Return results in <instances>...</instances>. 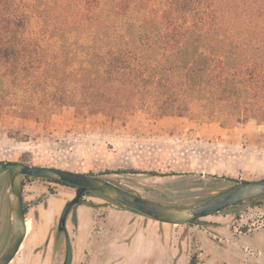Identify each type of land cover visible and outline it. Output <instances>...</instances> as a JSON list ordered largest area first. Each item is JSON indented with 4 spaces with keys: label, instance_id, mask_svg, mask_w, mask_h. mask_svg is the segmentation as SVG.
<instances>
[{
    "label": "trees",
    "instance_id": "1",
    "mask_svg": "<svg viewBox=\"0 0 264 264\" xmlns=\"http://www.w3.org/2000/svg\"><path fill=\"white\" fill-rule=\"evenodd\" d=\"M66 107L264 127V0H0V120Z\"/></svg>",
    "mask_w": 264,
    "mask_h": 264
},
{
    "label": "rangeland",
    "instance_id": "2",
    "mask_svg": "<svg viewBox=\"0 0 264 264\" xmlns=\"http://www.w3.org/2000/svg\"><path fill=\"white\" fill-rule=\"evenodd\" d=\"M0 162L91 174L159 204L194 207L240 182L264 179V127L249 120L225 129L187 118L154 120L143 112L125 121L77 119L66 107L46 123L4 116ZM24 194L29 235L13 264H61L65 240L57 227L75 189L28 179ZM82 210L93 221L83 230ZM124 212L97 197L83 198L68 223L73 264H264V197L202 225L167 231L149 228V220L140 231ZM1 230L0 251L9 235L8 226Z\"/></svg>",
    "mask_w": 264,
    "mask_h": 264
},
{
    "label": "water",
    "instance_id": "3",
    "mask_svg": "<svg viewBox=\"0 0 264 264\" xmlns=\"http://www.w3.org/2000/svg\"><path fill=\"white\" fill-rule=\"evenodd\" d=\"M11 169L7 189L11 208L12 237L7 249L0 256V264H10L19 252L27 235V225L23 204V180L25 177L60 181L78 188L76 197L64 210L60 230L66 229V222L72 207L79 203L86 192L94 193L116 203L132 208L152 219L171 225H188L216 215L221 211L264 195V179L260 181H243L230 193L197 207L168 206L137 197L126 190L99 177L76 173L64 169L41 167L29 164H6ZM70 250V248H69ZM71 252L68 262L71 264Z\"/></svg>",
    "mask_w": 264,
    "mask_h": 264
},
{
    "label": "flooded vegetation",
    "instance_id": "4",
    "mask_svg": "<svg viewBox=\"0 0 264 264\" xmlns=\"http://www.w3.org/2000/svg\"><path fill=\"white\" fill-rule=\"evenodd\" d=\"M11 164V162H6V163H1L0 162V181H2L1 183H0V233H1V229H5V227H7L8 226V232H9V235H8V242L6 243V245L1 249V251H0V256L4 253V251L7 249V247H8V245H9V243H10V240H11V237H12V231H13V226H12V220H11V208H10V203H9V197H8V193H7V189H8V185H9V180H10V177H11V169L8 167V168H6L5 169V165L6 164ZM12 164H15V163H12ZM20 164H26V163H20ZM30 165V164H29ZM86 175H90V176H95V175H91V174H86ZM95 177H99V176H95ZM99 178H101V177H99ZM28 179H35V180H42V181H45V182H48V183H50V184H54V185H57V186H63V187H70V188H73V189H75V196H74V198L76 197V193H77V190H78V188L76 187V186H73V185H70V184H66V183H63V182H60V181H55V180H50V179H41V178H32V177H25L24 178V180H23V204H24V214H25V221H26V225H27V235H26V238H25V240H24V242H23V244H22V246H21V248H20V250H19V252L17 253V255H16V257L11 261V263L10 264H13L16 260H17V258L19 257V255H20V252H21V250H22V248H23V245L25 244V242H26V240H27V237H28V235H29V227H28V219H27V208H26V201H25V186H26V181L28 180ZM101 179H103V180H106V179H104V178H101ZM106 181H108V182H110V183H112L111 181H109V180H106ZM241 183V182H240ZM240 183H238L234 188H232L229 192H227L226 194H228V193H230L231 191H233ZM112 184H114V185H116V186H118V187H120V188H122V189H124V190H126L127 192H129V193H131V194H133V195H135V196H137V197H140V198H143V199H146V200H148V201H152L151 200V198H148V197H144V196H142V195H139V194H136V193H134V192H132L131 190H129V189H127V188H125V187H122V186H120V185H117V184H115V183H112ZM226 194H224V195H226ZM224 195H222V196H224ZM86 196H93V197H97V198H99V199H102V200H104V201H106L107 203H111V204H113V205H116V206H119V207H121L122 208V210L123 209H125V212H129L130 214H132L133 216H137V218H141L143 221L141 222L140 221V223L138 222V223H136V221H134L135 223H136V229H138L139 228V230L141 229V224H146V223H148V221L147 220H149V221H151L153 224H147L148 226H149V228L151 227H153L154 228V230L155 229H157V230H159V231H167V230H170V227L171 226H179V225H171V224H166V223H160V222H158V221H156V220H154V219H152L151 217H149V216H147V215H144V214H142V213H140V212H138V211H135V210H133L132 208H129V207H127V206H124V205H122V204H120V203H116V202H113V201H111V200H108V199H106V198H103V197H101V196H98V195H96V194H94V193H91V192H86L84 195H83V197L81 198V200L79 201V203L78 204H76V205H74L73 207H72V209H71V211L69 212V214H68V217H67V222H66V229L65 230H63V231H61L60 230V223H61V219H62V216H63V213H64V210L66 209V207H67V205L71 202V201H73L74 200V198H72V200H70V201H68L66 204H65V206H64V208H63V210H62V213H61V216H60V220H59V223H58V227H57V232H58V234H59V237L61 236L62 237V239H64L65 241H64V251H63V253H62V263L61 264H67V262H68V255H69V251L71 252V264H73V262H74V253H73V246H72V242H71V239H70V235H69V227H68V223H69V220H70V215L73 213V211L75 210V209H78V208H80V206L82 205V200H83V198H85ZM222 196H220V197H222ZM220 197H218V198H220ZM262 197H264V195L263 196H260V197H257V198H254V199H251V200H249V201H246V202H243V203H240V204H238V205H235V206H233V207H230V208H228V209H225V210H223V211H221L220 213H218V214H216V215H213V216H210V217H215V216H218V215H220V214H222L223 212H226L227 210H229V209H234V208H237V207H239V206H241V205H244V204H246V203H250V202H252V201H255V200H257V199H260V198H262ZM218 198H215V199H213V200H211V201H214V200H216V199H218ZM211 201H208V202H206V203H209V202H211ZM152 202H154V201H152ZM6 203H8L7 205H6ZM156 203V202H155ZM206 203H203V204H201V205H204V204H206ZM164 205V204H163ZM201 205H198V206H201ZM168 206H173V205H168ZM176 207H179V206H176ZM194 207H197V206H194ZM112 208V207H111ZM185 208H189L188 206H186ZM8 209V210H7ZM78 211V210H77ZM210 217H208V218H210ZM204 219H207V218H204ZM204 219H201V220H199L198 221V223H195V224H188V225H183V226H181V227H186V226H192V225H202L203 224V220ZM46 227L47 226H44L43 228H42V231H41V237H42V235L44 234V232H45V230H46ZM80 228H81V225H80ZM82 230H83V228H81ZM141 231V230H140ZM139 231V232H140ZM142 232H143V234L145 233V235L147 234V232H146V230H145V228H142ZM155 232V231H154ZM154 235L155 236H158V234L157 233H154ZM1 236V235H0ZM128 245V244H127ZM69 248H70V250H69Z\"/></svg>",
    "mask_w": 264,
    "mask_h": 264
},
{
    "label": "crops",
    "instance_id": "5",
    "mask_svg": "<svg viewBox=\"0 0 264 264\" xmlns=\"http://www.w3.org/2000/svg\"><path fill=\"white\" fill-rule=\"evenodd\" d=\"M83 212H82V215L80 214L79 215V223H80V225L81 226H85V225H90L93 221L92 220H90L89 219V212H88V210H82ZM111 212H115L114 210H110ZM117 212V211H116ZM125 214H123V215H125V216H127L128 218H131V220L130 221H136V223H140V221L142 222L143 220L141 219V218H137V216H133L132 214H130L129 212H124Z\"/></svg>",
    "mask_w": 264,
    "mask_h": 264
}]
</instances>
